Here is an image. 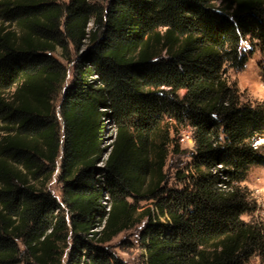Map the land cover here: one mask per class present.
Masks as SVG:
<instances>
[{
  "label": "trees",
  "instance_id": "16d2710c",
  "mask_svg": "<svg viewBox=\"0 0 264 264\" xmlns=\"http://www.w3.org/2000/svg\"><path fill=\"white\" fill-rule=\"evenodd\" d=\"M256 51L264 0H0V264H125L110 243L144 220L146 264L264 257V105L228 77Z\"/></svg>",
  "mask_w": 264,
  "mask_h": 264
},
{
  "label": "rangeland",
  "instance_id": "374dc122",
  "mask_svg": "<svg viewBox=\"0 0 264 264\" xmlns=\"http://www.w3.org/2000/svg\"><path fill=\"white\" fill-rule=\"evenodd\" d=\"M54 2H68L69 0H49ZM61 51L59 50L56 56L59 58ZM264 62V53L261 51H256V53L251 56L246 67L242 71L229 70L228 77L230 81L237 85V88L240 91L241 100L243 102L252 103V104H263L264 105V76L262 72L261 62ZM70 68V73L68 81L65 85V88L69 87L73 81V70ZM185 92H181L183 95ZM61 99V98H60ZM57 108V117L60 119L59 108L60 101L56 104ZM106 131L103 134L105 143L110 145L115 138L116 130L114 124L110 120L105 121ZM174 124V121H173ZM176 124V123H175ZM185 131L192 132L190 127L183 128L179 131V134H175V138L181 145V148L184 150H194V147H191L190 144L182 142L180 139V134ZM193 135V133H192ZM258 145L261 148L264 154V128L258 137ZM61 157L59 159V162ZM190 162V158L186 155L184 156H175L171 154L167 160V166L165 168L166 174L170 178L168 184L169 188H179L175 181V173L178 169L185 167L187 163ZM60 164V163H59ZM59 169L57 168L56 173L54 174L53 180L49 185V189L52 194L55 195L59 200L61 198V183L58 181ZM243 186L246 187L252 198L256 202L257 211L254 216H244L243 218L246 221L256 220L264 224V165H257L251 168L247 180L243 183ZM146 208H154L153 202L142 203ZM146 220L142 221L138 226L132 230L126 231L118 235L111 243V251L114 252L118 258H120L125 264H146V250L141 242V235L145 228ZM248 264H264V257L258 255L252 257Z\"/></svg>",
  "mask_w": 264,
  "mask_h": 264
},
{
  "label": "built area",
  "instance_id": "2783aa9c",
  "mask_svg": "<svg viewBox=\"0 0 264 264\" xmlns=\"http://www.w3.org/2000/svg\"><path fill=\"white\" fill-rule=\"evenodd\" d=\"M180 140L184 143H188L191 145V147H194L195 146V141H194V138H193V135H192V132H189V131H185L180 134Z\"/></svg>",
  "mask_w": 264,
  "mask_h": 264
}]
</instances>
